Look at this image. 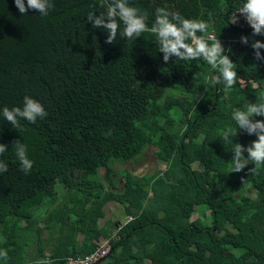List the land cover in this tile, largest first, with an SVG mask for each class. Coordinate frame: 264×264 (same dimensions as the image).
<instances>
[{"label": "trees", "instance_id": "1", "mask_svg": "<svg viewBox=\"0 0 264 264\" xmlns=\"http://www.w3.org/2000/svg\"><path fill=\"white\" fill-rule=\"evenodd\" d=\"M51 2L41 16L32 9L21 15L14 0H0V110L22 107L29 96L47 112L35 124L20 120L18 129L0 119V143L8 147L0 154L8 165L0 174V250L7 251L0 264H68L103 238L112 251L96 264H264V166L230 172L235 143L257 137L238 130L225 143L221 136L236 129L233 111L264 92V61L254 59L250 45L220 40L239 35L229 15L245 0H128L147 13L149 28L160 7L205 21V35L213 33L233 61L237 82L230 89L202 59L165 63L150 31L106 44L107 33L86 19L105 11L99 0ZM15 140L26 145L29 174ZM148 145L164 169H125L116 191L114 164L134 160ZM58 183L65 192L56 204ZM109 202L132 218L100 225ZM200 205L210 212L208 224L193 216ZM42 230L54 239L46 252ZM35 239L37 256L27 262L26 246Z\"/></svg>", "mask_w": 264, "mask_h": 264}, {"label": "clouds", "instance_id": "2", "mask_svg": "<svg viewBox=\"0 0 264 264\" xmlns=\"http://www.w3.org/2000/svg\"><path fill=\"white\" fill-rule=\"evenodd\" d=\"M14 4L21 15L27 14L28 10L32 9L41 16H47L49 10L54 7L51 0H27L26 4L25 0H14ZM99 7L104 8L105 11L99 14L89 12L86 19L91 22L93 28H101L107 33L106 44H114L118 35L131 41L137 40L143 33L150 31L155 36L158 51L163 54L165 63L173 57L183 61L202 59L212 69L218 71L214 80L217 83L222 80L225 89H230L236 84L237 72L234 70L233 61L225 54V48L217 37L205 35L208 30V24L205 21L188 19L178 12H170L160 7L156 9L155 20L149 28L146 23L147 13H141L138 8L130 6L128 0H99ZM237 13L251 27L253 37L264 35V0H245L234 19L231 20L233 24L239 21ZM121 24L123 25L122 30H120ZM240 42L250 45L255 60L264 61V55L261 54L264 42L257 39L250 41L248 36H241ZM200 78L199 72L193 74L195 81ZM46 115L47 112L43 105L29 96L23 98L22 107L9 109L5 106L0 110V119L6 120L15 129L20 127L22 119L35 124L38 118L43 119ZM255 116L264 117V92L258 94L256 102L245 105L244 110L233 111L232 119L236 123L235 130L229 127L221 132L225 143L233 142V137L236 136L238 130L257 137L247 146L235 143L231 151L230 172H241L250 163L254 167L250 168L249 172H256L264 166V120H254ZM12 145L15 147V155L21 170L29 174L33 162L27 156L26 145L20 140L13 141ZM7 148V145L0 143V154H3ZM7 170L8 165L0 162V174ZM0 258H7L6 250H0Z\"/></svg>", "mask_w": 264, "mask_h": 264}, {"label": "rangeland", "instance_id": "3", "mask_svg": "<svg viewBox=\"0 0 264 264\" xmlns=\"http://www.w3.org/2000/svg\"><path fill=\"white\" fill-rule=\"evenodd\" d=\"M156 148L154 146L148 145L145 149L132 161L130 162H117L114 164L115 173L114 177V189L119 191L122 188V182L120 179V172H123L125 169L130 170L131 172L144 175V174H155L157 171L164 169L165 163L158 160L155 155ZM195 168H202L201 164L195 163L193 164ZM98 176L103 179L104 169L100 168L98 172ZM64 185L57 184V192L60 196L59 199L56 200V204L61 203L62 196L65 192ZM254 195V194H252ZM104 216L99 220V224L103 225L107 219L117 220L119 222H124L127 217L124 213L122 206L115 202H109L104 206ZM45 212V211H44ZM195 218H199L203 224H208L211 222L210 212L206 208V206L200 205L197 207L196 213L193 215ZM36 226H42L43 221L40 217L37 219ZM54 240V239H53ZM50 238L49 232L47 230H42L41 232V244L43 246V252H46L52 244L53 241ZM37 239L29 242L25 249V261L29 262L33 259L34 256H37ZM35 259V258H34ZM33 259V260H34ZM40 259V257L38 258ZM32 260V261H33ZM47 261V260H42Z\"/></svg>", "mask_w": 264, "mask_h": 264}, {"label": "built area", "instance_id": "4", "mask_svg": "<svg viewBox=\"0 0 264 264\" xmlns=\"http://www.w3.org/2000/svg\"><path fill=\"white\" fill-rule=\"evenodd\" d=\"M241 7V6H240ZM236 8L234 11L231 12L229 15V22L230 24L238 30L237 36L229 37L227 39H220L221 41H236L240 42L241 36H252V29L251 27L247 24V22L244 20L242 16H240L239 13H237V16H239V21L238 23L233 24L231 20L234 19L236 12L240 8ZM208 36H214L213 33L208 34ZM264 36V35H261ZM243 44V43H241ZM132 217L127 216V220H130ZM112 251V245L111 241L109 238H103L100 241L97 242L96 247L92 252L89 254L83 256V257H69L67 258V263L68 264H96L98 261H100L104 256L108 255Z\"/></svg>", "mask_w": 264, "mask_h": 264}]
</instances>
